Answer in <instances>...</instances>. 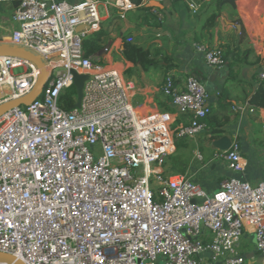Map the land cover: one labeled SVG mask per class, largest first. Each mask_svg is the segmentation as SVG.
Returning a JSON list of instances; mask_svg holds the SVG:
<instances>
[{
    "label": "built area",
    "instance_id": "1",
    "mask_svg": "<svg viewBox=\"0 0 264 264\" xmlns=\"http://www.w3.org/2000/svg\"><path fill=\"white\" fill-rule=\"evenodd\" d=\"M8 2L16 3L19 28L0 36V47L40 56L48 79L30 103L0 116V252L26 264H248L241 242L252 231L264 264V180L225 176L208 193L190 177L166 172L175 137L208 128L204 84L191 75L181 89L167 75L164 94L192 115L174 126L176 114L140 110L131 100L135 83L85 54L83 39L102 29L100 4L122 18L137 4L0 0ZM193 47L210 67L227 65L220 48ZM73 70L89 77L81 105L66 109ZM41 75L31 60L0 55V105L30 94ZM234 109L255 111L248 104ZM220 155L231 170H243L238 142Z\"/></svg>",
    "mask_w": 264,
    "mask_h": 264
},
{
    "label": "crops",
    "instance_id": "2",
    "mask_svg": "<svg viewBox=\"0 0 264 264\" xmlns=\"http://www.w3.org/2000/svg\"><path fill=\"white\" fill-rule=\"evenodd\" d=\"M193 1L199 5L197 12L190 8L188 0H141L124 18L115 9L100 4L102 29L110 37L97 54L100 64L114 65L125 79L135 83L136 93L131 100L140 110L176 114L174 126L190 123L192 115L180 113L171 98L164 94L165 79L172 74L176 85L182 89L189 76L197 77L210 94V113L205 119L208 128L194 137L180 138L181 151L176 145L169 157L168 174L190 177L208 193L217 191L225 176H236L256 184L264 180V107L253 105L250 98L264 67V39L252 35L245 27L247 37L240 41L239 30L243 23L241 13L252 6L253 0H237L236 9L229 4L220 5L221 13L215 27L206 25L212 12L203 6L210 0ZM8 3L7 7L0 4V36L17 29L13 20L16 3ZM251 18L254 17H248ZM129 38L150 52V61L142 64L126 55ZM194 42L220 48L227 55V65L221 69L210 67L203 54L194 49ZM240 104H248L255 111L235 110ZM213 127L223 128V135L239 143L244 162L241 172L231 170L220 155L221 151L212 145L215 138L210 139V130ZM196 151L202 153V159L196 157ZM243 244L248 264H259L261 257L252 231L245 235Z\"/></svg>",
    "mask_w": 264,
    "mask_h": 264
},
{
    "label": "trees",
    "instance_id": "3",
    "mask_svg": "<svg viewBox=\"0 0 264 264\" xmlns=\"http://www.w3.org/2000/svg\"><path fill=\"white\" fill-rule=\"evenodd\" d=\"M136 4H140L141 0H133ZM220 3L221 0H210L208 2H204L203 8H206V11H211L212 14L207 20V26L209 27H215L218 25L217 18L220 15ZM230 16H233L230 13ZM240 41H243L247 37V32L245 29V26L243 23L240 25ZM110 39L109 34L107 31L101 29L98 32L92 33L88 36H86L83 39V47L85 50V54L87 56H91L93 54H98L104 46L107 44L108 40ZM125 52L126 55L131 58L132 60L136 62H141L142 64H145V62H148L151 60L150 58V52L143 47L139 46L136 43H133L132 41L128 42L125 46ZM225 58L227 59V55H225ZM66 99L61 103V106L69 109L74 106L75 100H76V89L73 86L70 88L66 93ZM250 102L258 107H264V80H259L256 90L253 92L250 98ZM225 130L223 128H212L210 130L211 133V140L214 138H218L224 134Z\"/></svg>",
    "mask_w": 264,
    "mask_h": 264
},
{
    "label": "water",
    "instance_id": "4",
    "mask_svg": "<svg viewBox=\"0 0 264 264\" xmlns=\"http://www.w3.org/2000/svg\"><path fill=\"white\" fill-rule=\"evenodd\" d=\"M224 4H229L234 9L237 8V0H221L220 5H224ZM240 29L241 27L239 26V30ZM0 55H12V56L23 57L25 59L33 61L38 67L42 69V75L40 76L39 80L37 81L34 89L32 90L30 94H28L24 98H21L18 100H12V101H9V102H6L0 105V116H1L7 110L15 106L28 104L35 97H37L41 93L42 88L48 79V71L46 69V65L44 61L41 59L40 56L33 54L32 52L27 51L25 49L0 47ZM72 74L74 76V87L76 89V97H77L75 106L79 107L81 105L83 94H84V85L89 76L86 74H80L76 70H73ZM212 145L220 151H226L230 149L232 145V139L227 135H223L221 137L215 138L212 141ZM0 262L8 263V264H26L25 262L16 258L12 254L4 253V252H0Z\"/></svg>",
    "mask_w": 264,
    "mask_h": 264
},
{
    "label": "rangeland",
    "instance_id": "5",
    "mask_svg": "<svg viewBox=\"0 0 264 264\" xmlns=\"http://www.w3.org/2000/svg\"><path fill=\"white\" fill-rule=\"evenodd\" d=\"M251 5L252 6H250L248 8V10L241 13L242 18H243L241 20L243 21V23L245 24V27L251 32L252 35L258 36V37L264 39V0H253ZM7 6H10V4L9 3L3 4V7H7ZM229 6H230V8H233L231 5H229ZM228 13L229 12L227 11L226 16L229 15ZM249 16H253L255 18V20H254V18H251L249 20L248 19ZM17 28H19L18 23H17ZM175 141H176V145H177L178 150L181 151L180 144H179L180 138L178 136H176ZM169 157L166 160V172H167V165L169 164V159H170ZM242 241H243V239H242ZM241 247H242L241 249L244 248V250H245L244 244L241 245ZM248 262H249V260L247 261V263Z\"/></svg>",
    "mask_w": 264,
    "mask_h": 264
}]
</instances>
